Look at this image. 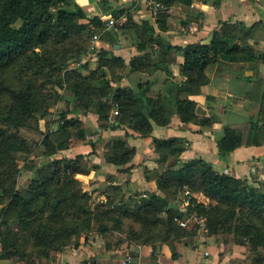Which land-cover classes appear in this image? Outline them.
I'll list each match as a JSON object with an SVG mask.
<instances>
[{
    "label": "trees",
    "instance_id": "obj_1",
    "mask_svg": "<svg viewBox=\"0 0 264 264\" xmlns=\"http://www.w3.org/2000/svg\"><path fill=\"white\" fill-rule=\"evenodd\" d=\"M161 1L167 10L159 12L156 22L164 31L168 9L179 3L189 6L194 0ZM199 1L218 5L221 0ZM101 2L111 5L110 0ZM124 14L125 23L114 27L139 36L133 46L137 53L128 63L111 47H96L95 68H90L89 61L70 67L72 59L80 61L87 53L95 31L105 27L101 16H88L76 0H0V259L13 260L12 264H56L57 253L78 246L80 238L91 231L107 236L116 231L124 236L121 240L155 248L166 243L176 258L178 244L183 240L191 243L206 228V234L215 235L225 247L246 246L244 258L227 264H264L262 186L220 172L203 157L183 161L185 139L153 133L154 124L168 125L174 116L185 123L214 124L210 101L215 97L208 95L203 105L192 96L202 93L221 60L264 61V50L249 41L258 23L223 20L210 41L182 45L166 41L150 22L135 21L129 8L113 11L115 17ZM19 20L21 24L16 26ZM115 36L112 30L103 40L114 43ZM172 50L184 55L183 81L175 80L171 70ZM160 69L167 81L158 92L151 89L150 80L127 87L117 83L124 74ZM55 85L64 87L75 105L61 112L58 128L49 129L40 141L33 142L21 134V128L35 126L36 119L48 115L50 107L63 98ZM248 97L259 102L258 115L241 128L225 124L224 135L218 140L221 152L264 143V79L259 78ZM115 107L118 114L113 113ZM89 112L98 115L99 130L125 126L140 138L153 137L158 166L146 169V178L156 179L158 191L127 197L120 187L109 185L108 200L99 202L84 189L80 177L98 169L89 159L97 143L90 141L93 150L88 156L58 154L85 139L87 125L81 116ZM130 135L126 131L106 142L107 162L117 166L131 163L137 149L128 142ZM37 146L42 147L47 161L34 168L29 165L34 175L21 187L20 160L28 161ZM132 167L122 169L130 171ZM183 191L188 192V203L180 209L172 202ZM202 195L210 201L201 200ZM189 216L199 221L191 228L183 223ZM11 221L16 222L15 227Z\"/></svg>",
    "mask_w": 264,
    "mask_h": 264
},
{
    "label": "crops",
    "instance_id": "obj_2",
    "mask_svg": "<svg viewBox=\"0 0 264 264\" xmlns=\"http://www.w3.org/2000/svg\"><path fill=\"white\" fill-rule=\"evenodd\" d=\"M76 1L86 10L88 16L99 15L102 20L109 15L114 16V10L129 8L135 21L150 22L154 25L156 33L162 35L166 41L182 45L194 41H210L213 30L220 26L223 20L243 21L247 25L258 23V28L249 41L264 50V0H221L218 5L199 0H194L189 6L179 3L168 11V27L164 31L158 28L157 17L151 12L146 0H110L111 5L103 4L101 0ZM114 28L117 30V27ZM123 32L116 33L114 43L100 38L95 46L109 47L111 44L114 53L122 56L128 63L137 53L133 50V46L139 36L132 30ZM141 35L145 36L143 33ZM169 58L175 80H185V76L181 73L184 55L172 50ZM96 64L90 61V68H95ZM246 76H251L254 80L251 81ZM259 78L264 79V61L253 63L219 61L213 68L210 82L203 86L202 93L192 96L203 105L207 104L208 95L215 97L210 101L213 105L210 112L215 117L214 124L202 126L193 122L185 123L174 116L168 125L154 124V135L165 138L179 136L185 139L187 148L181 154L183 161L203 157L218 171L247 179L252 185L260 186L261 182H264V143L243 144L229 152H221L218 147V140L225 132V124L232 123L233 127L241 128L247 126L250 119L257 117L259 102L250 99L248 94L254 91L255 83ZM148 80L151 81V89L158 92L165 86L167 75L161 69L154 73L135 71L129 75L124 74L117 83L127 87ZM230 114L231 120L228 119ZM81 119L87 126L94 127L99 124L98 115L94 112L82 115ZM126 131L132 133L127 140L137 149L131 163L117 166L107 162L100 154L99 143L96 146L98 153L89 156L91 162L98 165V169H92L88 175H83L80 179L83 181L84 189L92 193L96 201L108 200L106 189L109 185L120 187L127 197L136 193L158 191L156 179L146 178V169L157 166L158 155L153 147L152 136L140 138L125 126L111 127L104 130L103 136H107L105 142L110 137L124 136ZM91 151L90 144L79 143L75 147L61 151L58 156L74 157L78 153ZM132 164L130 171L122 169ZM120 237L124 236L116 231L108 236L91 231L87 236L80 238L78 246H70L57 253L56 264H227L233 259L244 258L247 254L246 246L232 244L225 247L212 235H200L191 243L180 242L177 247L179 254L176 258L173 257L172 248L166 243L155 248L151 244L129 243L125 239H119ZM0 264H11V262L9 259H0Z\"/></svg>",
    "mask_w": 264,
    "mask_h": 264
},
{
    "label": "rangeland",
    "instance_id": "obj_3",
    "mask_svg": "<svg viewBox=\"0 0 264 264\" xmlns=\"http://www.w3.org/2000/svg\"><path fill=\"white\" fill-rule=\"evenodd\" d=\"M148 7H149V5H148ZM192 17L194 18V15ZM191 21H192V19H191ZM20 24H21V20H19L15 25L19 26ZM112 30H113V32H116L117 34L121 33V32L124 33L120 29L115 30L114 26H112V27L111 26L110 27L105 26L104 28H101L98 31H95L94 34H98V36L101 39H103V38L108 37L111 34ZM127 32H128V30H127ZM93 36L94 35H92V37L90 39L91 43L89 44L88 51L86 54H84V56L82 57V60L79 61L77 59H72L70 67H75V66L79 65L80 63L86 62V61H89V62L91 61V62L97 63L98 56L96 55V46H95V43L93 42ZM121 39H123V38H121ZM117 40H118V38H117ZM109 47H111V44H109ZM55 89H57V91H59V93L63 95V98L59 99L57 102H55L50 107V109H49L50 112L48 113V115L38 117L35 121V124H34L35 126H28V127H22L21 128V134L23 136L29 138L33 142L40 141L41 138L43 137L44 133L46 131H48L49 129L58 128L61 112L66 111L67 109H71L75 105V101L73 99H71L70 94L65 91L64 87L55 85ZM113 113H114V110H113ZM71 115L72 114H70V116ZM228 119L231 120V114L228 116ZM99 126H100V124H98L94 127L93 126H87L86 137H85V139H83L81 141V143L90 144V141L96 142L97 144L99 143L100 144V154L104 157V153H105V149H106V142L105 141L107 139V136L104 137L103 133H104V130H107V129L99 130ZM110 139H111V137H110ZM41 150H42V147L37 146L35 152L33 154H31L28 161L25 159L20 160L22 172H21V175L19 178V185L21 187H26L34 175V169H30L29 165L31 167H33V166L36 167V166H39V165H41L47 161V158L41 154ZM92 150H93V148H92ZM96 153H98V152L96 151V148H95V152L92 153V155L96 154ZM85 154H87V156H88V153H85ZM89 159H90V157H89ZM26 165H28V167ZM157 166H158V162H157ZM261 186L264 189V182H261ZM187 193L188 192H186V191L181 192L178 196V199L174 200L172 202L173 205L180 208V209L185 208L186 204L188 203L186 201L187 200ZM200 198H201V200H203L204 202H207V203L210 201L208 199V197H206L204 195H202ZM0 220H1V216H0ZM11 222H12L13 227H15L16 222L15 221H11ZM196 222H199V221L195 216L194 217H190V216L186 217V220L183 221V223L185 225H187V227H189V228L193 227ZM94 227H97V225H95ZM206 231H207V229L203 228L201 231H199L198 235L194 236L191 239V242L194 241V239L196 237H199L200 235L208 236L206 234ZM209 236H211V235H209ZM212 236H215V235H212ZM181 242H185V240H183ZM0 250H1V243H0ZM12 261L13 260H10L11 264H12Z\"/></svg>",
    "mask_w": 264,
    "mask_h": 264
},
{
    "label": "built area",
    "instance_id": "obj_4",
    "mask_svg": "<svg viewBox=\"0 0 264 264\" xmlns=\"http://www.w3.org/2000/svg\"><path fill=\"white\" fill-rule=\"evenodd\" d=\"M146 2L149 5L153 15L156 17L161 10H164V9L167 10V7L165 6V4L161 0H146ZM169 10L170 9H168V11ZM126 19H127L126 15H121L119 17H114V16L109 15L106 18H104L103 20L106 23V25H105L106 27H110V26L112 27L114 25H121V24L125 23ZM93 35H94L93 36V42L97 44L100 37L98 36V34H93ZM114 113L118 114L117 107L114 108Z\"/></svg>",
    "mask_w": 264,
    "mask_h": 264
}]
</instances>
